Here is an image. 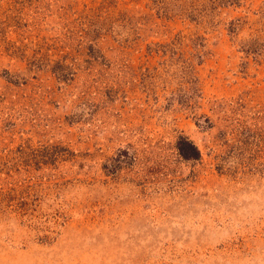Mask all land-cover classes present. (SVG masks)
I'll return each mask as SVG.
<instances>
[{
	"label": "rangeland",
	"instance_id": "obj_1",
	"mask_svg": "<svg viewBox=\"0 0 264 264\" xmlns=\"http://www.w3.org/2000/svg\"><path fill=\"white\" fill-rule=\"evenodd\" d=\"M0 264H264V0H0Z\"/></svg>",
	"mask_w": 264,
	"mask_h": 264
},
{
	"label": "trees",
	"instance_id": "obj_2",
	"mask_svg": "<svg viewBox=\"0 0 264 264\" xmlns=\"http://www.w3.org/2000/svg\"><path fill=\"white\" fill-rule=\"evenodd\" d=\"M181 148L183 149V155L186 158H198L200 156V152L198 150V148L192 144L191 142L187 141V140H183V142L181 143Z\"/></svg>",
	"mask_w": 264,
	"mask_h": 264
}]
</instances>
